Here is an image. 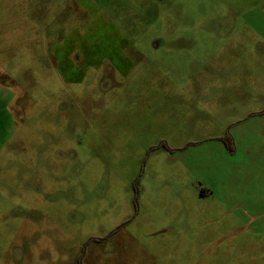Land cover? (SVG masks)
<instances>
[{
    "label": "rangeland",
    "instance_id": "obj_1",
    "mask_svg": "<svg viewBox=\"0 0 264 264\" xmlns=\"http://www.w3.org/2000/svg\"><path fill=\"white\" fill-rule=\"evenodd\" d=\"M13 263L264 264V0H0Z\"/></svg>",
    "mask_w": 264,
    "mask_h": 264
},
{
    "label": "flooded vegetation",
    "instance_id": "obj_2",
    "mask_svg": "<svg viewBox=\"0 0 264 264\" xmlns=\"http://www.w3.org/2000/svg\"><path fill=\"white\" fill-rule=\"evenodd\" d=\"M72 70H73V68H72ZM74 71V70H73ZM74 72H76V71H74Z\"/></svg>",
    "mask_w": 264,
    "mask_h": 264
},
{
    "label": "crops",
    "instance_id": "obj_3",
    "mask_svg": "<svg viewBox=\"0 0 264 264\" xmlns=\"http://www.w3.org/2000/svg\"><path fill=\"white\" fill-rule=\"evenodd\" d=\"M14 264V263H13Z\"/></svg>",
    "mask_w": 264,
    "mask_h": 264
}]
</instances>
